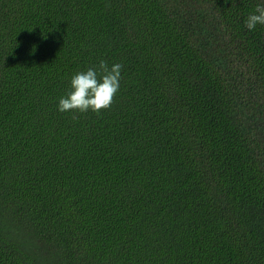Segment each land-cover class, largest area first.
Returning <instances> with one entry per match:
<instances>
[{
    "label": "trees",
    "instance_id": "obj_1",
    "mask_svg": "<svg viewBox=\"0 0 264 264\" xmlns=\"http://www.w3.org/2000/svg\"><path fill=\"white\" fill-rule=\"evenodd\" d=\"M258 0H0V264H264ZM122 63L97 115L70 76Z\"/></svg>",
    "mask_w": 264,
    "mask_h": 264
},
{
    "label": "clouds",
    "instance_id": "obj_2",
    "mask_svg": "<svg viewBox=\"0 0 264 264\" xmlns=\"http://www.w3.org/2000/svg\"><path fill=\"white\" fill-rule=\"evenodd\" d=\"M264 26V0H258L253 11L244 20V27L253 32ZM122 63H109L100 59L86 70L77 71L69 78L68 89L58 98L56 110L60 113H87L97 115L108 109L120 91Z\"/></svg>",
    "mask_w": 264,
    "mask_h": 264
}]
</instances>
